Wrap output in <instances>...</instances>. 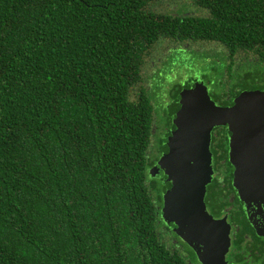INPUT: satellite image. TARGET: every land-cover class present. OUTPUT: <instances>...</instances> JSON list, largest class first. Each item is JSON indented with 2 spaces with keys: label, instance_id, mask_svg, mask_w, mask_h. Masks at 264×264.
<instances>
[{
  "label": "trees",
  "instance_id": "1",
  "mask_svg": "<svg viewBox=\"0 0 264 264\" xmlns=\"http://www.w3.org/2000/svg\"><path fill=\"white\" fill-rule=\"evenodd\" d=\"M156 2L0 0V264H199L160 216L147 158L171 123L153 126L140 68L159 42H212V99L264 89V0H191L194 15ZM236 224L228 264H264V240Z\"/></svg>",
  "mask_w": 264,
  "mask_h": 264
},
{
  "label": "water",
  "instance_id": "2",
  "mask_svg": "<svg viewBox=\"0 0 264 264\" xmlns=\"http://www.w3.org/2000/svg\"><path fill=\"white\" fill-rule=\"evenodd\" d=\"M177 102L165 152L149 169L150 176L160 169L161 181L169 184L161 195L160 216L201 264H226L229 226L224 217L213 218L203 202L211 176L210 130L226 125L232 186L249 225L264 238V89L242 90L222 107L195 81L179 90Z\"/></svg>",
  "mask_w": 264,
  "mask_h": 264
},
{
  "label": "rangeland",
  "instance_id": "3",
  "mask_svg": "<svg viewBox=\"0 0 264 264\" xmlns=\"http://www.w3.org/2000/svg\"><path fill=\"white\" fill-rule=\"evenodd\" d=\"M153 9L162 13H184L187 15L202 14L205 11H199L192 5L191 0H160V2L155 4ZM181 45H185L183 47H186H182L183 51H191L188 57H186V53H173ZM219 50H221V47L212 42L189 43L186 45L185 43L173 44L166 40L157 43L143 56V62L140 68V86L144 88L147 93L156 96V100L153 104L154 127L158 128L157 126H164L165 129L166 120L172 118L167 109V102L169 103L170 101L169 97L172 96L171 91L176 83L183 85L187 80L189 84L193 81H201L206 86L207 91L209 93L211 92L212 84L216 78L219 77L220 73L221 64L216 62L217 59L215 55H213L214 53L219 54ZM175 58H178V61L179 59L183 60L187 58L186 64H182L181 61H176ZM220 78H222L225 88L226 74L224 73ZM209 80L210 82H208ZM137 91L138 86L132 88L130 97L135 98ZM212 100L218 102L217 99ZM157 132L158 131L155 130V133ZM158 137H163V134L154 138V142L153 139L152 141L150 140V143L153 142V145ZM154 147L150 146L149 148L147 162H151L156 158L157 149L154 150ZM153 157L155 158L153 159ZM147 169H149V166Z\"/></svg>",
  "mask_w": 264,
  "mask_h": 264
},
{
  "label": "flooded vegetation",
  "instance_id": "4",
  "mask_svg": "<svg viewBox=\"0 0 264 264\" xmlns=\"http://www.w3.org/2000/svg\"><path fill=\"white\" fill-rule=\"evenodd\" d=\"M193 82H195V81H193ZM193 82H191L188 86H186L184 88L190 87L193 84ZM244 90H247V89H244ZM207 93H208V91H207ZM208 95H209V93H208ZM209 97L212 100L210 95H209ZM232 99H233V97L231 98L230 102L226 103V104H221L219 102H215L214 100L213 101L216 105L223 107V106L230 105ZM172 103H174L173 99H172V101H169V103L167 102V109L169 111L172 110L169 113V114H171V117H173V115H174ZM176 103H178V102H176ZM177 108H178V106H177ZM175 111L176 110H174V112ZM171 119H170L171 126L169 125L170 126L169 131L171 129H173ZM228 136H229V131L227 130L226 125H217V126L212 127L210 130L208 149L210 152L211 176H210L209 182L205 185V191H204V195H203V202H204L206 211L215 219L224 217L225 222L229 226V231H228L229 246H228V249L224 255V259L226 261V264H228L227 255L231 249V244H232V230L234 228L236 229V226H237L236 223H238L240 220L245 219L246 222L248 223L246 216L244 214V210L242 208V204L239 201L238 196L236 194V191H235V189L231 183L233 167L228 161ZM163 152H165V149L162 150L157 155V157L153 161L152 165H154V163L156 162L158 157ZM158 171L160 172V169ZM157 174H155L154 176L158 177V179H160V180L164 179V175L162 174V172H161V175H163V177L161 175H157ZM168 186H169V184L166 181L162 182L161 191H160L161 195H162V192ZM161 204H162V200H161ZM160 208H161V206H160ZM248 225H249V223H248ZM250 228H251V226H250ZM172 229H173V227H172ZM252 231H253V229H252ZM253 233L255 236H257L254 231H253ZM248 236L249 235H247L245 240L250 239V237H248ZM257 237L264 240V238L261 236H257ZM178 239L180 241H182L179 237H178ZM183 243L192 251V249L185 242H183ZM197 262L199 264H201L199 261H197Z\"/></svg>",
  "mask_w": 264,
  "mask_h": 264
}]
</instances>
